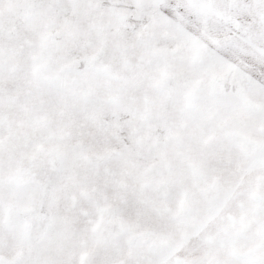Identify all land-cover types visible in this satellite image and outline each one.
<instances>
[{"label": "snow or ice", "instance_id": "obj_1", "mask_svg": "<svg viewBox=\"0 0 264 264\" xmlns=\"http://www.w3.org/2000/svg\"><path fill=\"white\" fill-rule=\"evenodd\" d=\"M0 264H264V0H0Z\"/></svg>", "mask_w": 264, "mask_h": 264}]
</instances>
